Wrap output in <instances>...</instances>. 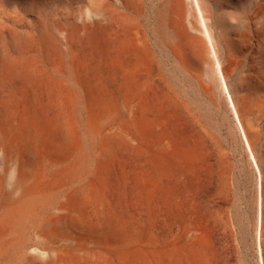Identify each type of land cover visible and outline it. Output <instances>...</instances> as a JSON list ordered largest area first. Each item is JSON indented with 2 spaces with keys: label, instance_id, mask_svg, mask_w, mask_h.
Masks as SVG:
<instances>
[{
  "label": "bare ground",
  "instance_id": "obj_1",
  "mask_svg": "<svg viewBox=\"0 0 264 264\" xmlns=\"http://www.w3.org/2000/svg\"><path fill=\"white\" fill-rule=\"evenodd\" d=\"M208 107L257 177L240 247ZM263 120L264 0H0V264H264ZM189 132L211 234L176 224Z\"/></svg>",
  "mask_w": 264,
  "mask_h": 264
},
{
  "label": "rangeland",
  "instance_id": "obj_2",
  "mask_svg": "<svg viewBox=\"0 0 264 264\" xmlns=\"http://www.w3.org/2000/svg\"><path fill=\"white\" fill-rule=\"evenodd\" d=\"M207 110L212 121L211 131L219 142L223 144L229 158L227 172L230 178V185L223 197V204L224 212L230 219L231 226L237 234V243L240 247L243 242L242 226L247 224L248 217L254 213L252 212V205L257 177L255 172L250 171L245 165L246 154L241 139L239 135L235 137L230 134L229 122L223 121L222 112H216L209 107ZM230 118H232V115H230ZM262 127L264 130V120ZM184 136L189 137L188 147L195 151L196 146L192 138L193 135L189 132V134ZM209 149L204 160L199 158L201 151H195V161L188 167V173L185 177L178 173V180L174 190V208L176 224L192 223L194 226L205 229L211 234L212 201L209 195L215 186L217 164L211 146ZM161 205L165 216L167 203L162 202ZM248 240L250 241L249 238ZM256 254L257 250L253 247L248 257L250 264H257L258 254Z\"/></svg>",
  "mask_w": 264,
  "mask_h": 264
}]
</instances>
